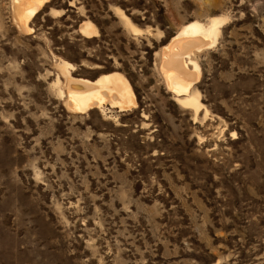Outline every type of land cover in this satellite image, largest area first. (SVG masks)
<instances>
[{"label": "rangeland", "instance_id": "1", "mask_svg": "<svg viewBox=\"0 0 264 264\" xmlns=\"http://www.w3.org/2000/svg\"><path fill=\"white\" fill-rule=\"evenodd\" d=\"M211 17L194 114L154 52ZM15 25L0 0V264H264V0H49ZM59 60L121 73L136 108L67 110Z\"/></svg>", "mask_w": 264, "mask_h": 264}, {"label": "bare ground", "instance_id": "2", "mask_svg": "<svg viewBox=\"0 0 264 264\" xmlns=\"http://www.w3.org/2000/svg\"><path fill=\"white\" fill-rule=\"evenodd\" d=\"M49 0H10L13 22L19 31L32 33L29 26L34 16L40 12ZM52 16L58 10L49 8ZM124 26L133 35H139L142 29L129 22L120 13ZM223 19L211 17L204 22L190 20L182 24L166 44L159 47L154 55L158 58L157 73L160 74L165 88L172 94L173 101L181 108L190 109L196 114L201 105L194 92V84L200 77L196 54L211 47L219 35ZM84 38L97 36V29L88 20L82 21L77 30ZM63 79L55 78L51 87L64 106L72 113H83L91 109L115 108L117 112L135 109L137 104L127 79L119 72L100 75L93 80L71 76L74 67L63 61L55 65Z\"/></svg>", "mask_w": 264, "mask_h": 264}]
</instances>
